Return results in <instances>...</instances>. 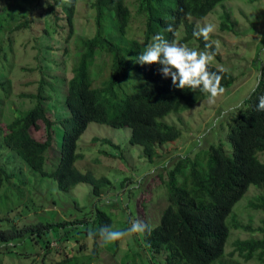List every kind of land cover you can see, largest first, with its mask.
<instances>
[{"label": "trees", "instance_id": "1", "mask_svg": "<svg viewBox=\"0 0 264 264\" xmlns=\"http://www.w3.org/2000/svg\"><path fill=\"white\" fill-rule=\"evenodd\" d=\"M49 0H35L33 6L40 14L49 12L54 22L60 21L64 37L74 35V16L78 0H64L58 3ZM223 0H135V13L144 19L142 40L129 37L127 32L132 14L124 0H91L90 9L94 18V32L91 35L75 38L76 54L71 68V76L62 74L55 80L64 86L60 102L57 88L53 95L47 93V76L41 72L37 91L30 96L35 103L30 108L19 111L9 122L0 118V154L7 150L14 152L26 166L42 177H51L61 191H68L80 182L92 185L94 196L101 195V185H108L105 176L95 177L91 171H80L74 166L83 154L76 151L77 139L88 123L93 121L112 127H128V142L141 147L143 155L151 160L158 147L164 142L172 141L180 135V129L174 125L158 120L170 112L191 108L198 100L208 97L206 93L191 92L175 88L170 78L163 79L156 71L155 65L133 64L132 57L144 50L150 37L159 33L165 39L175 42L176 33L182 25L183 33L177 38L178 43L194 40L193 49L214 50V57L219 58L213 42L192 35L197 27L190 19L203 18L211 9ZM58 6V7H56ZM1 10V7H0ZM48 16V15H47ZM219 24L221 30H231L227 23L229 14L224 11ZM29 20L24 19L11 27L10 31L23 30ZM172 31H167L168 25ZM231 24V22H230ZM116 29L118 40L114 41L112 29ZM63 37V39H64ZM126 42L124 43L123 40ZM205 44L208 48L205 49ZM66 49L64 48L62 54ZM105 54L109 58V74L94 86L93 70L97 55ZM141 75L137 77L132 89L125 95H119L120 83L129 79V70L133 68ZM209 70L218 73L220 84L227 88L235 82V76L225 68L209 64ZM121 75L124 79H121ZM55 77V76H54ZM44 78V79H43ZM259 95H264V65L260 67L254 89L243 100L233 122L228 124L227 140L230 151L223 144H209L207 148L194 151L192 155L177 156L174 164L167 171L166 187L167 204L162 209L159 222L148 226L150 231L141 234L142 241L154 253L164 252L163 264H214L224 254V244L229 234L225 218L234 203L241 198L249 185L264 189V161L258 154L264 152V112L256 110ZM53 100L49 105L48 101ZM59 104L64 116L57 114ZM44 125V138L38 140L31 134L32 128ZM62 126L59 156L53 168H47L46 153L55 146V127ZM104 140V139H103ZM114 146H117L114 144ZM10 174L0 166V186L3 179L9 180ZM162 182V181H161ZM146 188L145 192H149ZM144 191V190H143ZM147 194V193H146ZM249 207L264 213V192L248 202ZM93 217L83 215L80 218L60 219L40 224L50 229L63 225H82L80 232L93 236L92 247L87 255L81 254L86 249L84 240L76 244L77 254L65 255L53 261V264H84L97 260L100 242L97 241L99 229L111 226L112 219L105 209L94 207ZM91 222V225L89 223ZM33 227L36 226L32 225ZM232 227L261 234V237L235 239L233 251L241 257H225L217 264H264V220L261 225L251 227L239 221H233ZM125 229L122 228L121 230ZM15 233L9 229L0 230V238L8 240ZM68 237H65L67 240ZM53 242L54 245H51ZM63 254L67 245L57 244L52 239L44 241L42 260L48 258L55 247L56 253ZM59 254V253H58ZM232 254V253H230ZM84 256L77 260L78 257ZM80 261V263H79Z\"/></svg>", "mask_w": 264, "mask_h": 264}, {"label": "rangeland", "instance_id": "2", "mask_svg": "<svg viewBox=\"0 0 264 264\" xmlns=\"http://www.w3.org/2000/svg\"><path fill=\"white\" fill-rule=\"evenodd\" d=\"M58 1L60 3L64 0ZM90 1L78 0L74 16V35L65 39L62 23L51 20L49 12L48 16L45 12L41 15L39 9L33 6L35 0H0L1 121L9 122L13 116L19 114L16 110H25L34 105L35 98L30 95L37 91L42 71L47 76V93L53 95L52 90L58 87V99H50L48 104L52 105L53 100L54 103H61L60 96L64 86L55 79L62 74L65 78L71 76L74 55L77 52L75 38L94 32ZM124 1L132 14L126 40L128 41L129 37L142 40L144 19L135 13V0ZM49 2L55 3L54 0ZM224 11L229 14L227 24L232 26L231 30L219 28ZM24 19L29 20L26 28L10 31L12 26ZM190 21L197 26L211 25L208 38L216 46L219 58L213 56L210 63L225 68L235 76V82L225 88L223 93L218 94L212 102H209L208 97L202 98L189 109L159 117V121L179 128L180 135L158 147L151 160L143 155L139 145L128 142V127L116 128L89 122L77 139L76 151L81 152L83 157L77 159L74 166L82 172L91 171L95 177L105 176L109 179L108 185L100 186V196H94L92 185L86 182H80L68 191L59 190L53 178L42 177L31 171L13 151L3 146L5 151L0 154V166L10 177L9 180L3 179L0 186V230L9 229L15 234L8 240L0 238V264H53L61 255L77 254L76 244L83 240L86 249L80 253L87 255L94 237L80 232L82 225L72 228L71 225H63L47 229L40 224L80 218L83 215L89 216L90 219L93 217L94 207L105 209L112 219L110 227L114 230L129 227L132 219L146 221L152 227L159 222L162 209L167 204L163 180L167 179V171L177 156H191L194 151L218 142L223 144L227 152L230 151L227 140L228 124L233 122L238 108L243 106V100L254 89L259 69L264 65V0H223L203 18ZM183 31L181 25L175 42ZM111 32L114 41H117L119 38L116 29L113 28ZM121 40L126 42L124 38ZM182 44L189 48H195L196 45L193 39ZM64 48L67 52L62 54ZM132 62L135 63L133 57ZM109 63L105 54L95 58L92 68L94 86H98L100 81L108 76ZM127 72L129 79L121 81L119 87V95L122 97L128 88L132 89L136 84L137 77H141L134 67ZM121 79L123 80L124 76L121 75ZM61 106L59 104L57 111L59 118L64 116ZM38 124V128L31 129V134L34 138L42 140L44 125L41 122ZM61 134L62 126L59 123L55 127V146L46 153L49 169L53 168L58 160ZM258 156L264 161V152ZM146 188L149 192H145ZM262 192L264 189L249 185L241 198L234 203L225 218L229 234L224 244V254L217 258L214 264L223 257L227 260H241L233 251L232 242L235 239L262 236L254 231L231 226L233 221L251 227L261 225L264 213L249 207L248 202ZM50 239L57 244L67 245V249L60 254L62 250L59 245L58 254L54 247L48 258L43 261L44 241ZM96 240L100 242L99 256L97 260H91L87 264L164 263L163 250L159 253L152 252L142 241L140 233H129L112 242H105L100 238ZM51 245H54L53 242ZM83 257H78L77 260Z\"/></svg>", "mask_w": 264, "mask_h": 264}, {"label": "clouds", "instance_id": "3", "mask_svg": "<svg viewBox=\"0 0 264 264\" xmlns=\"http://www.w3.org/2000/svg\"><path fill=\"white\" fill-rule=\"evenodd\" d=\"M167 31H172V25H168ZM211 25L197 26L192 35L208 39ZM208 45L205 44V49ZM214 50L197 51L182 43L165 39L161 34L153 35L151 42L145 45L144 50L136 55L135 62L140 65H155L161 78H170L171 85L175 88L186 89L191 92L206 93L209 102L223 93L224 88L220 84V75L209 70V64L213 59ZM256 110L264 112V95H259L256 102ZM150 231L148 226L139 219H132L130 226L123 230H114L109 226L101 227L99 236L105 242H112L125 237L129 233H144Z\"/></svg>", "mask_w": 264, "mask_h": 264}]
</instances>
